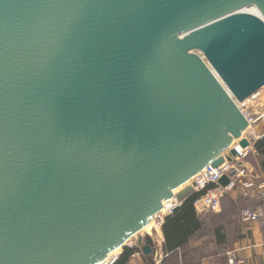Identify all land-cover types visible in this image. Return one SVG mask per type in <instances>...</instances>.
I'll return each instance as SVG.
<instances>
[{
	"label": "water",
	"instance_id": "1",
	"mask_svg": "<svg viewBox=\"0 0 264 264\" xmlns=\"http://www.w3.org/2000/svg\"><path fill=\"white\" fill-rule=\"evenodd\" d=\"M263 87L264 0H0V264L104 263Z\"/></svg>",
	"mask_w": 264,
	"mask_h": 264
},
{
	"label": "built area",
	"instance_id": "2",
	"mask_svg": "<svg viewBox=\"0 0 264 264\" xmlns=\"http://www.w3.org/2000/svg\"><path fill=\"white\" fill-rule=\"evenodd\" d=\"M231 98L247 121L248 127L241 137L233 140L231 147L223 152L224 161L220 166H208L190 180L189 186L192 188L190 197L201 194L193 201V207L198 216L207 217L212 213L220 212L222 198L240 189L241 198L256 202L254 209L243 210L241 223L258 224L264 228V178L260 181L253 179L250 177V169L243 165V161L250 154L255 153V144L264 138V131L260 130L264 124V89L261 88L243 102H238L232 95ZM242 140H246L249 146L245 149H238ZM233 149L237 151V155L231 158L230 152ZM224 176L229 178V183L226 187H221L219 181ZM211 185H214L215 188L208 189ZM182 203L177 201L174 194L172 200L163 202L162 210L154 216L151 235L155 239L157 252L162 251L165 243L162 233L165 219L172 216L182 206ZM134 244L128 245V248H133ZM227 258L228 264H244L242 260L238 259L234 250L227 253ZM118 259V255L111 254L102 264H115Z\"/></svg>",
	"mask_w": 264,
	"mask_h": 264
},
{
	"label": "trees",
	"instance_id": "3",
	"mask_svg": "<svg viewBox=\"0 0 264 264\" xmlns=\"http://www.w3.org/2000/svg\"><path fill=\"white\" fill-rule=\"evenodd\" d=\"M254 150L260 159V170L264 173V138L258 141ZM245 162H253L249 155ZM215 188L214 185L208 189ZM201 194L187 198L172 216H168L162 226L165 239L164 249L169 260L163 264H202L204 260L215 259L221 264L227 261L226 252L236 241V226L241 221L244 209H254L256 202L244 199L234 201L230 196L222 198L219 213L207 217L198 216L193 201ZM151 243V239H148ZM195 241L199 246H191ZM138 249L124 248L115 264H127Z\"/></svg>",
	"mask_w": 264,
	"mask_h": 264
},
{
	"label": "crops",
	"instance_id": "4",
	"mask_svg": "<svg viewBox=\"0 0 264 264\" xmlns=\"http://www.w3.org/2000/svg\"><path fill=\"white\" fill-rule=\"evenodd\" d=\"M264 127V126H263ZM260 130L264 131V128ZM255 151V150H254ZM253 157V162L250 164L243 161V165L247 166L250 169V177L255 180H262L264 178V173L260 170L259 164L260 159L256 152L250 154ZM230 198L234 201L243 199L240 196V189L232 192L229 195ZM247 202L251 203L253 200L244 199ZM219 213V212H218ZM143 245H150L152 247L153 253L144 254L141 250V246L137 244L134 246L138 249V252L135 253L129 260L127 264H163L166 260H169V255L164 249V245L161 252H157L155 247L153 235L145 234L142 235ZM148 239H151L149 243ZM136 240V239H135ZM137 242V241H136ZM191 246H199L200 244L191 241ZM235 251L238 259L242 260L244 264H264V228H261L258 224H242L241 221L236 226V241L234 245L227 250V253L230 251ZM202 264H221L215 259L204 260ZM225 264H228V258Z\"/></svg>",
	"mask_w": 264,
	"mask_h": 264
},
{
	"label": "bare ground",
	"instance_id": "5",
	"mask_svg": "<svg viewBox=\"0 0 264 264\" xmlns=\"http://www.w3.org/2000/svg\"><path fill=\"white\" fill-rule=\"evenodd\" d=\"M247 11H248L249 13L253 14V15H256V16H259V17H260L259 12H258L255 8H249V9H247ZM215 76H216V74H215ZM219 81H221V80L219 79ZM221 83H222V82H221ZM262 89H264V87H263ZM244 136H245V134H244ZM238 149H241V147L238 146ZM189 182H190V181H188L186 184H184L179 190L175 191L174 194L176 195L179 191H181L182 189L188 187V186L190 185ZM153 227H154V221L152 220V221L150 222V224H149L146 228H144V230H143L140 234H143V233H146V234L148 233V234H150V233L153 231ZM149 232H150V233H149ZM132 240H133V239H132ZM132 240H130L129 242L131 243ZM129 242L127 243V246L130 245ZM131 244H133V243H131ZM120 250H121V249L115 251L112 255H113V256H114V255H117L118 252H119Z\"/></svg>",
	"mask_w": 264,
	"mask_h": 264
},
{
	"label": "rangeland",
	"instance_id": "6",
	"mask_svg": "<svg viewBox=\"0 0 264 264\" xmlns=\"http://www.w3.org/2000/svg\"><path fill=\"white\" fill-rule=\"evenodd\" d=\"M196 53H197L198 55H200L201 57H203L202 54H201L200 52H196ZM263 126H264V124L261 126V128H264ZM149 233H150V232H149ZM151 233H152V232H151ZM145 234H146V233H145ZM147 234H148V233H147ZM142 235H144V233H143V234H139V235L135 238L136 240H135V239L132 240L131 243H133V244L135 243L132 247H134V246L137 244V242H136L137 239H138L139 237H142ZM129 243H130V242H129ZM131 243H130V246H131ZM126 248H128V246H127ZM122 251H123V249H121V250L118 252V254H117L118 257H120V254L122 253Z\"/></svg>",
	"mask_w": 264,
	"mask_h": 264
}]
</instances>
